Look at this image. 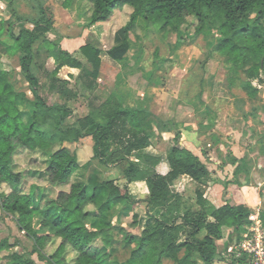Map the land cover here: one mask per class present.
<instances>
[{"label": "trees", "instance_id": "obj_1", "mask_svg": "<svg viewBox=\"0 0 264 264\" xmlns=\"http://www.w3.org/2000/svg\"><path fill=\"white\" fill-rule=\"evenodd\" d=\"M3 1L10 18L0 20V60L4 54L19 56L20 72L29 85L31 97L16 88L14 69L0 67V209L24 233L30 247L18 249L19 242L12 244L7 238L0 239V262L213 264L220 259L219 241H226L227 247L234 241L240 242L247 227L257 220L251 209L227 201L216 207L206 198L204 190L198 189L194 210L185 206L183 196L172 189L182 176L206 185L214 182L205 162L175 145L168 154L170 172L163 176L154 170L158 159L143 152L152 145L157 117L145 111L142 104L129 109L112 94L87 116L69 124L73 110L68 102L52 105L46 102L38 77L41 66L37 57L41 51L54 60L52 73L63 85L61 92L66 96L70 95L67 90L70 81L60 78V71L68 67L97 78L102 66L101 50L93 43L82 46L79 51L86 65L50 39L54 17L41 0H30L33 3L30 13L18 8L21 0ZM75 1L64 0L62 6L70 9ZM88 3L87 27L109 25L117 10H121L120 17L130 10L126 24L115 33V45L108 51L112 60H125L131 50L130 35L140 24L165 36L175 34L180 45L185 44L184 39L193 42L204 34L218 32L221 37L213 51L225 58L231 85L239 82L249 99L258 97L259 89L253 81L260 80L264 72V0H88ZM32 12L34 15H30ZM188 17L196 22L191 35L184 28ZM236 72L242 73L243 78L235 77ZM72 96L76 97L77 92ZM88 137L94 143L93 160L104 166L128 163L124 171L126 184L103 181L97 171L85 181H72L81 167L77 152L70 147ZM19 149L38 152L46 158L43 175L50 187L36 184L26 187L24 174L16 170L14 157ZM133 156L138 161H132ZM244 161L234 159V175L242 171ZM140 181L146 182L149 191L148 220L142 226V220L133 214V221L127 225L123 219L139 203L133 199L129 184ZM54 244L55 249L49 252ZM132 245L135 248L130 250ZM231 263L250 264V261L246 255L238 258L232 255Z\"/></svg>", "mask_w": 264, "mask_h": 264}, {"label": "rangeland", "instance_id": "obj_2", "mask_svg": "<svg viewBox=\"0 0 264 264\" xmlns=\"http://www.w3.org/2000/svg\"><path fill=\"white\" fill-rule=\"evenodd\" d=\"M21 1L29 3V7L33 5L30 0ZM41 1L49 7L54 17L55 29L49 37L55 42L59 41L58 35L63 37L74 36L82 32L88 26V16L90 14V4L88 0H76L73 7L70 9L63 8L62 1L64 0H53L50 5H47V2L50 3L51 0ZM24 7L26 9V6ZM126 8L127 7L123 10ZM7 11L4 12V19L10 16L9 11L8 13ZM128 11L130 10L128 9L122 12V14H124L121 17L123 23L127 22ZM22 12L30 13L31 10L28 8V10L26 9ZM119 14H121V10L115 12V19ZM30 15H34V13L32 12ZM252 17H254V15ZM125 24L126 23L121 24L120 27ZM195 24L194 18H187V24L184 28L187 29L189 35L194 33ZM27 27L31 28L32 26L27 25ZM220 37L218 32L204 34L193 42L191 39H184L186 40L185 44L180 45L175 34L165 36L155 30H148L145 24H140L131 35L134 46L132 53L128 55V61H131L134 57L141 56V69L145 72L146 79H157L159 86L165 88L167 93L171 95V101L174 102L177 99H182L193 103L196 111L195 114L197 118H199L202 124L201 126H213L218 129V134H215V136H217L216 141H218L217 143L221 142L223 148L222 150L216 151V148L212 147L210 148V152L213 153L211 157L214 158L217 154L220 163L215 165L216 159L213 158V162L208 161L207 164L209 168L211 167L212 177H215L219 167H223L222 176L226 178V180L221 182L223 187L212 189V191L207 192L206 195L211 196L215 194L216 196H223L224 198L228 197L227 200L233 201L235 204L232 205L236 206L242 205L247 207L249 204L250 207L248 208L252 210V214L256 219H261L263 221L264 72L261 73L260 80L253 81V84L259 89L258 97L254 100L249 99L239 82L235 85H231L229 80V66L225 62V58L213 51V47ZM95 38L94 35L89 34L87 41ZM112 40L113 36L106 39L104 43V46H106L105 48H109ZM74 55L87 65L80 51L76 50ZM37 63L41 66L38 69V77L41 83L42 96L49 105L54 103L62 104L65 101L68 102V105L73 110V115L68 120L69 124L75 123L78 118L87 115L89 111L99 107L98 100H94V92L98 87L100 93H107V83H101L99 86V83L95 81L93 75H89L86 72H80L79 74V71L75 70V75H78L75 79L73 76L69 77V73L62 70L60 72V77L71 79L67 86L70 95L64 96L63 92H61L63 85L56 80L52 73L55 67L54 60L48 59L45 52L41 51L40 56L37 57ZM0 67L14 69L13 82L16 88L19 91L26 92L29 97H31L29 85L20 72L18 55L9 56L4 54L0 60ZM88 68H90V66ZM116 70H120V67L112 68V72L107 70L109 81L114 77V72H116ZM235 77L238 79L243 78V74L236 72ZM106 82L108 81L106 80ZM85 89L87 92H85ZM75 92H77V96L73 97L72 93ZM105 96L106 95H102V97L99 96V98ZM69 97L72 98L70 99ZM157 105L158 108L155 109V114L161 115L164 109L163 104ZM77 145L69 147L76 152L77 149H79L77 154L80 163L87 161V159L93 156L94 143L90 137L81 140L79 143L80 146ZM235 156L238 157L237 159L239 160L245 159L244 167L238 175H234L235 167L233 166L235 165L232 166L233 168L230 167ZM14 158L16 170L24 174L26 187L31 184L42 187L51 186L46 176L43 175L46 167V158L43 157V155L38 152L33 153L26 149H19ZM221 159H223V163ZM225 160L230 161L231 165L224 164ZM211 163L213 165H211ZM106 178L110 179L108 177ZM227 179H229V181ZM211 180L213 179L211 178ZM205 183L206 182L193 185L187 182L180 186L178 190L182 191V196L185 201L183 203L187 204L185 206L194 210L197 209V205L195 204L196 191L198 189L203 190V186L206 185ZM232 186L237 187L233 188L232 191ZM177 188L178 187H174V190L177 191ZM4 189L6 190V188ZM133 192L138 197V204H140L138 206L136 205L135 211H138V215L141 217V215H145L147 211L143 199L144 194L147 193L146 188L141 191L137 188H133L132 193ZM229 194L231 195L230 197L228 196ZM240 197L242 200H247L246 202L244 201L245 204L237 202V199ZM130 221L131 219L128 221H126V219L123 220L127 225H130ZM0 228V239L7 238L12 244L19 242L18 249H21V247H30V243L24 233L18 230L11 217H8L1 209ZM129 231L137 233L138 229H130ZM227 235L228 230L225 231V236ZM235 244H237V241H234L232 246H235ZM55 246L56 244L51 248L52 250L49 249L48 251L52 252ZM219 253L221 259L215 261L213 264H231V257L232 255L234 256V253H227L223 248H219ZM35 259L37 258L35 257ZM0 264L6 263L5 261H1ZM38 264L44 263L38 262Z\"/></svg>", "mask_w": 264, "mask_h": 264}, {"label": "crops", "instance_id": "obj_3", "mask_svg": "<svg viewBox=\"0 0 264 264\" xmlns=\"http://www.w3.org/2000/svg\"><path fill=\"white\" fill-rule=\"evenodd\" d=\"M52 1L53 0H51L50 3L47 2V5H50ZM17 5L19 6L18 8H20L21 11H25L26 9L28 10V8L30 9L29 3L25 1L19 2ZM24 6H26V9ZM7 10L8 9H7L5 2L3 0H0V20L4 19L3 18L5 14L4 12ZM9 18L6 17V20H8ZM121 24H124V23L122 22L121 17L118 16L115 19V23L113 21L109 25L105 23H99L92 27H86L82 32L74 36H64L63 37L61 35H58V39H59L58 43H61L62 48L72 53H74L76 50L79 51L82 46L88 43L95 44V46L101 50L100 58L102 60V66L99 71V76L95 78V81L99 83V86L101 83L103 84L107 83L106 85H108V87L106 90L107 93H100V91L98 90L99 87L95 90L94 100L96 99L98 100L97 101L99 103L98 106H100L105 100H107V98L110 95L113 94V95H116L120 99L124 107L129 108V109H134L142 104L145 111L150 112L154 114L155 117H157L153 123L155 125L154 126L155 134L152 138V145L149 148H147L143 152V154L149 155V156H152L158 159V162L155 164V167H154V170L158 174L165 176L170 172L171 168L168 162V154L175 145L181 149H186L192 152L194 155L199 157L206 164L208 163V161L213 162L214 157H211L213 153L210 152V148L215 147L216 151L222 150L223 148L222 143L221 142L217 143L218 141H216L217 136H215V134L216 133L218 134L219 132L218 129L214 128L213 126H210V127H206L204 125L201 126L202 124L200 123L199 118H197V115L195 114L196 111H195V107L193 103L186 101V100H182V99H177L174 102L171 101V98H172L171 95L167 93V90L165 88H162L161 86H159L157 79H153V80L146 79L145 72H143V70L141 69L142 67L141 56L132 58L131 60L132 62L128 61V55L132 53L133 46H134L133 39L131 38L132 34L130 35V39H129L131 43V50L123 62H116L108 56V51L115 45V33L121 28L120 27ZM89 34L94 35L96 38L87 41V37L89 36ZM112 36H113V40H112V43H110L111 45L109 46V48H105L106 46H104L105 45L104 43L106 42V39H109V37H112ZM108 67H110L111 69L115 67H120V70L118 71L116 70V72H114L115 73L114 77L110 79V81H109V77H107L108 75L107 70L111 71V69ZM62 70H65L67 73H69V77L73 76L75 79L78 77V75H75V70L77 69H71V68L65 67ZM78 71H79V74L80 72L81 73L83 72L82 70H78ZM59 77H60V73H59ZM62 79L69 80V81L71 80V79H65V78H62ZM106 80L108 82H106ZM85 92H87L86 89H85ZM102 95L103 96L106 95V96L103 98H99V96L102 97ZM161 103L163 104L164 109L161 115L160 114L156 115L155 109L158 108L157 104L161 105ZM91 111H89V113ZM156 121L157 123H160V125H157ZM176 138H178V140H176ZM78 151L79 149H77V153ZM93 156H94V152H93ZM93 156L87 159V161H84L82 163L79 162L81 168L73 175L72 177L73 182L85 181L91 173H93L94 171H97L99 172L100 178L103 181L117 180L120 184L127 183L124 171L127 168L128 163L104 166L100 164L98 161L93 160ZM235 158H238V157L235 156ZM214 159H216V162L214 164L218 165L220 161L218 160L219 157L217 156V154ZM131 160L138 161V159H136L135 156H133ZM221 162L223 163V159H221ZM224 164H230V161L225 160ZM211 165L213 164L211 163ZM232 166L233 165H231L230 167ZM233 167L236 168V166H233ZM209 170L211 171V167L209 168ZM216 173L217 174L215 175V177H212L213 175L210 176L214 180V182H210L207 185L203 186V190L205 192L206 198L216 207L221 206L226 201L229 202L230 204H235L233 201L227 200L228 197L224 198L223 196L222 197L216 196L215 194H212V193H211L212 194L211 196L206 195L207 192H211L212 189H215V188L219 189L220 187H223L221 185V182H224V180H226V178H223L222 176L223 167L221 168L219 167ZM106 177L110 179H107ZM217 178H219L220 180ZM227 180L229 181V179ZM187 182L188 183L190 182V184H193V185L204 183L203 181L201 183H197V182L192 181L187 176H182L178 180L175 181V183L172 186V189L174 190V187H178L177 191L175 190L174 191L176 193L183 195L182 191L178 189L183 183H187ZM235 187L237 186H232V191H233V188ZM133 188H137L139 191L146 188L147 193L144 194L143 199H144V203L147 208L146 200L149 197V191H148L146 182L140 181V182H134L132 184H129L130 193L133 199L138 200V197L136 196V194L134 192L133 193L135 195L132 193ZM228 196L230 197L231 195L229 194ZM244 201L246 202L247 200L246 199L242 200L241 197L237 199V202L241 204H245ZM195 204H196V201H195ZM136 205L138 206L140 204H136ZM136 205L134 206L133 212L129 213L124 218L126 219V221L131 219L130 222H132L133 214L138 215V211H135ZM247 207H250V205L248 204ZM139 218L142 220V226H145L148 220L147 211L145 212V215H141V217ZM124 226L126 225L124 224ZM218 245H219V248H223V250H226L227 253L230 251V248L232 247V243L228 244V247H227L226 241L224 240L219 241ZM134 248H135V245H132L129 249L133 250ZM199 264H202V263L199 262Z\"/></svg>", "mask_w": 264, "mask_h": 264}, {"label": "built area", "instance_id": "obj_4", "mask_svg": "<svg viewBox=\"0 0 264 264\" xmlns=\"http://www.w3.org/2000/svg\"><path fill=\"white\" fill-rule=\"evenodd\" d=\"M236 258L246 255L250 264H264V224L257 219L242 234L241 241L230 248Z\"/></svg>", "mask_w": 264, "mask_h": 264}]
</instances>
